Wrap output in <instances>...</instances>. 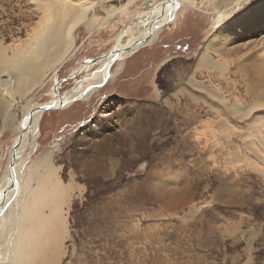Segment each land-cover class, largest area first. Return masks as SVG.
<instances>
[{
	"label": "rangeland",
	"instance_id": "rangeland-1",
	"mask_svg": "<svg viewBox=\"0 0 264 264\" xmlns=\"http://www.w3.org/2000/svg\"><path fill=\"white\" fill-rule=\"evenodd\" d=\"M161 1L96 6L97 26L75 30L71 53L37 95L16 96L0 111V172L22 131L7 126V115L18 121L24 105L56 95V80H63V93L96 71L97 64L83 62L110 51L138 12ZM182 1L159 39L129 55L121 74L92 97L42 115L38 148L21 170L47 159L43 168L56 171L64 194L61 205L49 191L35 206L47 223L36 235L38 248L31 243L30 259L38 254L28 264H264V70L261 81L255 75L264 62V33L211 51L222 69L198 66L212 35L263 0ZM41 16L36 0H0V42H27ZM31 189L32 180L24 204L34 199Z\"/></svg>",
	"mask_w": 264,
	"mask_h": 264
},
{
	"label": "bare ground",
	"instance_id": "bare-ground-1",
	"mask_svg": "<svg viewBox=\"0 0 264 264\" xmlns=\"http://www.w3.org/2000/svg\"><path fill=\"white\" fill-rule=\"evenodd\" d=\"M36 1L37 7L42 11V16L38 25L34 27L29 40L18 42L14 46H4L0 42V111L13 107L18 102L16 96L22 98L35 94L34 91L44 83L50 72L61 65L71 53L76 43L74 39L75 30L80 26L89 30L94 29V26L97 25H95L96 20L91 16V12L95 10L96 6L103 5L108 0ZM182 2V0H162L158 5H154L151 11L138 12L136 14L137 21L118 35L117 43L110 51L83 62L88 66L97 64L96 71L74 81V86L61 93V97L56 91L58 84L62 83L63 80H56L57 84L53 90L56 95L42 104L58 106L62 102L66 108L78 99L85 100L86 96L92 97L91 94L96 87L104 84L110 78L113 80L124 70L126 58L131 53L139 50L142 46L154 44L159 39L164 26L167 24L166 21L174 16L176 9L180 8ZM251 7L244 8L240 13L235 14L228 23L212 35L206 46L207 50H210L202 53L198 66L215 65L222 69L223 62L219 59H213L210 55L211 51H215V54H221L222 50H230L228 44L236 38L254 37L261 32L264 33V0ZM119 10L124 11L123 7ZM107 13L109 18L113 15L111 11H107ZM135 31L139 34H136ZM126 34L130 36L123 41ZM263 63L260 61L257 64L255 72L259 81L262 80ZM113 64L116 65V68L114 72H111ZM75 73L74 75L79 74V72ZM208 92L214 98L227 103L222 95L216 94L212 90ZM33 108L24 105L20 120L17 121L10 114L5 120L7 126H21L20 135H22V139L16 150L17 159L13 168L9 164V167L0 172V174L2 173L0 175V264H28L35 258L38 254L36 250L33 252L34 257L30 259L33 247L31 243L34 242L35 247L38 248L41 239H37L36 235L40 228L47 223L43 212L36 211L35 206L40 208L49 191L54 192L56 198H60V205L61 200H63V184L58 179L56 171L53 170L50 174V170L43 168L46 166L45 162L47 164V159L41 158L32 169H28L29 173H27V169L25 172L21 170L22 166H26L28 157L38 148L40 121L44 112L48 111L35 110L33 115L29 117L28 114ZM233 108L243 112L238 106ZM250 110L248 111L250 112ZM148 129H150L149 126ZM145 130L143 133L147 134L148 130ZM254 135L258 138L261 137L258 130L254 131ZM18 138L15 142L18 141ZM11 157L12 155L9 157L10 160ZM41 168L44 169L45 173L36 183L34 182L35 177L32 178V176L42 170ZM25 174L27 177L24 179ZM31 180L32 189L28 194H34V199L24 204V189L27 190ZM57 206H53L56 211Z\"/></svg>",
	"mask_w": 264,
	"mask_h": 264
},
{
	"label": "water",
	"instance_id": "water-1",
	"mask_svg": "<svg viewBox=\"0 0 264 264\" xmlns=\"http://www.w3.org/2000/svg\"><path fill=\"white\" fill-rule=\"evenodd\" d=\"M91 60V59H90ZM57 94L61 97L62 94L60 93V91H56ZM38 93V91H37ZM37 93L35 95H37ZM34 95V96H35ZM65 108V105L61 102L60 105L58 106H54V104H39V105H36V107H34L30 112H29V117H31L33 115V112L35 110H42V111H49V110H53V109H64ZM21 139H22V135H19V138H18V141L17 142H13V152H12V157H11V160H10V167L13 168L15 162H16V159H17V155H16V150L18 148V146L20 145L21 143Z\"/></svg>",
	"mask_w": 264,
	"mask_h": 264
},
{
	"label": "crops",
	"instance_id": "crops-1",
	"mask_svg": "<svg viewBox=\"0 0 264 264\" xmlns=\"http://www.w3.org/2000/svg\"><path fill=\"white\" fill-rule=\"evenodd\" d=\"M162 32H163V31H162ZM131 54H132V53H131ZM125 65H126V64H125ZM124 68H125V67H124ZM56 71H57V70H56ZM56 71H55V72H56ZM122 72H123V71H122ZM122 72H121V73H122ZM121 73H120V74H121ZM118 75H119V74H118ZM109 80H111V79H109ZM109 80H107V81H109ZM99 88H100V87H99Z\"/></svg>",
	"mask_w": 264,
	"mask_h": 264
}]
</instances>
